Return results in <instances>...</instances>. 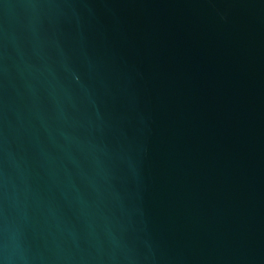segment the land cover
<instances>
[{
  "label": "water",
  "instance_id": "1",
  "mask_svg": "<svg viewBox=\"0 0 264 264\" xmlns=\"http://www.w3.org/2000/svg\"><path fill=\"white\" fill-rule=\"evenodd\" d=\"M0 264H264V0H0Z\"/></svg>",
  "mask_w": 264,
  "mask_h": 264
}]
</instances>
